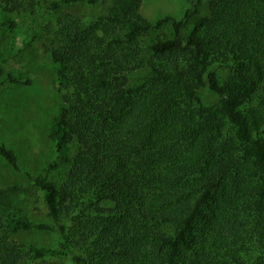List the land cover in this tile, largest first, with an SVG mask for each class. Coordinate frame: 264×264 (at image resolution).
Returning a JSON list of instances; mask_svg holds the SVG:
<instances>
[{"label": "trees", "instance_id": "1", "mask_svg": "<svg viewBox=\"0 0 264 264\" xmlns=\"http://www.w3.org/2000/svg\"><path fill=\"white\" fill-rule=\"evenodd\" d=\"M106 2L103 14L66 12L43 28L60 99L56 158L32 177L0 141V160L31 180L47 221L14 205L17 184L0 188V264H264V0H208L202 15L191 0L181 20L155 22L142 0L49 8ZM167 24L172 37L145 41ZM6 61L0 88L31 83ZM60 165L65 177L49 180ZM33 231L56 245L16 239Z\"/></svg>", "mask_w": 264, "mask_h": 264}, {"label": "rangeland", "instance_id": "2", "mask_svg": "<svg viewBox=\"0 0 264 264\" xmlns=\"http://www.w3.org/2000/svg\"><path fill=\"white\" fill-rule=\"evenodd\" d=\"M34 7L24 5L15 10L12 3L0 0V57L7 59L3 67L7 73L30 78L29 85L5 84L0 88V141L11 148L18 157L22 172L35 177L55 158L54 143L48 137L53 119L58 113L60 99L54 89L55 70L49 56L44 52L40 39L43 28L52 24L62 13L79 15L83 19L106 12L109 3L89 6L86 3L62 7L59 11L49 8L57 0H36ZM208 0H202L198 11L206 14ZM191 7V0H142L141 14L150 22L165 16L177 20L183 18L184 11ZM191 19L184 23L181 32L186 33ZM172 37L169 24L154 31L145 38L150 43L157 38ZM220 79L227 76L226 68L217 67ZM200 95L206 104H212L217 96L201 89ZM76 152L71 146L70 155ZM67 165L50 171L49 180L59 183L67 172ZM31 180L23 173L12 170L0 160V188L14 184L19 189L14 193V205L35 222H46V209L41 193L31 185ZM16 239L39 246L53 247L56 237L48 232H26L16 235Z\"/></svg>", "mask_w": 264, "mask_h": 264}]
</instances>
